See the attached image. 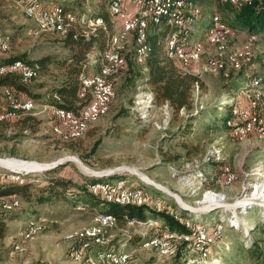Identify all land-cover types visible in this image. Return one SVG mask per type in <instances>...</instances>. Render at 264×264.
Listing matches in <instances>:
<instances>
[{
	"label": "rangeland",
	"instance_id": "1",
	"mask_svg": "<svg viewBox=\"0 0 264 264\" xmlns=\"http://www.w3.org/2000/svg\"><path fill=\"white\" fill-rule=\"evenodd\" d=\"M4 1L7 3L0 0V7L6 13L2 14L4 16L0 14V30L4 36L12 37L10 52L5 56L27 54L30 60L50 56L52 62L29 85L33 93L38 95L35 98L36 105L32 109L35 111L31 113L39 121L36 130H23L19 123L14 121L19 119V111L11 114L9 120L0 121V162H13L11 168L0 163V180H10L8 176L11 175L20 176L21 182H24V176L29 175L35 182L55 175L84 180L98 178L97 175L86 172L84 168L95 173L118 168L120 170L117 169L115 174L122 177L110 175L99 177L100 180H124L133 189L147 188L150 194L147 193L145 197H152L149 207L153 211L156 210L158 202H162L175 215L179 214V218H183L181 211H187L191 218H183V225L190 223L191 229L199 227L211 232L215 226L222 225L223 230L217 234V240L211 241L206 254L200 253L197 246L194 247L190 243L180 247L178 262L174 257H164L146 247L151 239L146 236L152 232L151 228L159 225L157 220L147 219L146 222H136L134 225L118 224L116 221L101 226L99 217L102 214L82 205L74 206L64 202L39 204L35 200L26 202L19 196L2 197L7 198V201H19L20 207L14 209L18 218L9 219L7 222L8 232L3 238L4 243L0 244V250L4 251L0 264H112L97 258L99 253L109 252L103 251L108 244L115 251L109 253L129 257L127 264H254L253 260L247 257L243 245L249 244L250 237H258L259 233L254 231L255 226L264 218V209L261 206H264V192L260 191L257 198L250 196L257 187L260 188L264 184V139L234 135L225 126L224 116H228L230 112L229 108L226 109L228 101L231 98L236 99L245 88L254 86L252 82H260L257 87L264 91V30L257 31L258 35L252 36L250 32L243 30L240 24H235L233 20L236 11H227L224 8L221 10L220 4H230V0H223L225 3L222 0H205L197 24L202 20L204 22L199 24L190 37L179 38V42L189 51H192L195 45H201L199 58L186 62L178 56L173 57L184 72L199 77L204 87L200 89L198 84L194 86L192 108L181 109L179 113H174L167 102H164L167 104L164 106L163 103H155L146 83L147 70L139 66L144 64L146 59L141 62L136 60L135 41L133 37H129L123 43L125 49L122 54L126 60V55L130 53L137 65H133L132 69L125 65L121 72L116 74L117 77L115 75L111 78L116 94L108 112L92 125L83 138L69 146L52 134L51 110L47 103L52 90L59 87L64 79V70L59 63L69 59L71 51L64 46L62 37L55 32L38 29L33 21L27 19L16 0L10 4L7 0ZM58 2L46 4L43 1L50 5H45L47 8L63 6L67 12H72L67 13L62 8L63 21L67 22L66 16H74L75 11L77 13L74 22H77L80 16H87L94 25L98 13L109 10L110 0ZM125 16L126 14L113 16L112 20L110 17L111 37L122 32L121 24ZM214 16L223 17V22L236 30L234 32L231 29L232 33L218 43H210V31H207ZM120 18L121 24L118 20ZM158 27L163 28L165 25ZM33 28L38 29V32L31 34ZM176 32L177 30L167 41L176 36ZM164 48L166 56L167 47ZM237 52L250 55L251 61L238 67L232 65L230 58ZM102 53L103 51L88 53V67L83 72L98 73ZM211 60L224 64L228 77L225 76V71L213 73L209 67ZM193 63L200 64L199 70ZM2 93L1 87L0 95ZM11 95L14 100H18L14 93ZM2 106H6L4 102ZM190 114L196 116L193 118L189 134L185 135L181 132V126ZM176 155L178 158H171ZM73 157L78 159V162L67 160ZM64 159V162L52 169L39 170L42 166ZM33 164L39 168L18 171L22 165ZM219 166H222V171L229 167L235 173L236 179L231 185L218 182ZM126 167L130 169L126 170ZM50 170L54 172L49 173ZM132 170L147 176L155 184L168 188L189 207L176 203L172 197L160 190L156 191L157 188L132 174L136 173ZM197 170L202 175L203 182L198 181ZM210 194L224 196L223 203L231 208L225 209L220 207L221 205L213 204L199 210L201 202ZM244 200H250L254 205L248 206L246 212L242 213L244 209L238 202ZM180 206L203 212L191 213ZM212 207L217 208L209 210ZM31 223H35L39 231L34 237L27 239L24 234ZM94 228L101 229V243L90 242L87 249V253H90L87 254L88 263H79L74 260V251L79 246L78 240L87 230ZM166 230L170 229L163 231ZM135 236L143 238H131Z\"/></svg>",
	"mask_w": 264,
	"mask_h": 264
},
{
	"label": "trees",
	"instance_id": "2",
	"mask_svg": "<svg viewBox=\"0 0 264 264\" xmlns=\"http://www.w3.org/2000/svg\"><path fill=\"white\" fill-rule=\"evenodd\" d=\"M195 1L203 10L204 8L202 6L206 1ZM1 2L7 3L4 0H1ZM220 5L222 6L221 10H223V8L227 9V11L235 10L236 12L233 22L235 24H240L243 30H247L248 32H250V35L257 36V31L264 30V0H251L246 5L234 4L233 0H230V4L226 2L225 4ZM65 8L70 9L68 8V6H65ZM64 11L66 10L64 9ZM221 12L223 13V11ZM0 14H6L4 9H1V7ZM98 15L99 16L97 17L102 19L103 21L102 25L97 27L93 26L90 23L85 26L77 25L76 27L72 28V31H68L65 37H62L61 41L63 42L65 47L70 49L71 56L69 59L59 63L64 70V79L59 87L52 90L49 97L50 99L48 100L49 103H47L49 106H57L62 109L74 112L80 110L84 104H87L86 101L79 97L78 91L80 89V75L83 73H87L83 71L88 67V53L92 51H103L104 53L110 45L109 43L111 38L115 35L114 34L111 37L112 25L110 22V17L112 20L114 15H112L108 9L106 11H100ZM223 16H225L224 13ZM219 19L225 26H230L223 22V17H220ZM203 22L204 21L202 20V22H200L199 24L201 25ZM164 25L165 27L163 28L158 27L160 25H151L149 27L147 37L150 52L144 64L139 66H142L145 70H147L146 83L149 85L155 103L158 102L162 104L164 102H167L170 109H172L174 113H179L181 109L192 108V93L194 90V86L198 84L199 88L202 89L204 85L201 79L196 75L184 72L181 69L180 65H178V62L175 58L169 57L167 55L165 56L164 47H166V41L168 37L176 30L171 26H168L166 24ZM231 27L232 26H230L229 28L230 30L234 28ZM232 30L236 32V30ZM1 35L5 34L2 33ZM135 46L136 57V43ZM5 55H7V53L0 56V66L8 65L15 60L18 61L19 59H21L23 60V62L25 61V63H30L31 66L38 67L39 73H42L43 70L47 68L52 62L50 56H45L37 60H30L27 54L11 56ZM126 65L127 67L130 66L131 69L133 68V65H137L130 53L126 55ZM122 69L119 70L118 74ZM31 82L28 84H24L22 83L18 75H4L0 77V88L2 87L4 89V87H8L15 92L14 94L17 97L19 96L21 99L27 98L28 100L36 102L35 98L38 95L33 93V91L29 88ZM239 88L240 85L238 89ZM55 96H57L59 100H55ZM3 102L6 106H2ZM8 103H11V101L9 99L7 101L4 93H2V95H0V113L8 108ZM228 108L229 106H226V109ZM17 112L18 111L12 110L10 108V114H14ZM194 116L196 115L190 114L188 116L189 120L187 119L182 124V134H189V131L193 126L192 121ZM226 117L227 115L224 116V121ZM14 121L19 123L18 125H20L23 130L31 129L33 131L36 130V124L39 123V121L35 117H33L31 113L23 114L19 117V119H16ZM77 141H79V139L64 143L72 146V143H75ZM171 158L178 157L176 155ZM220 167L221 166H219L218 172L220 170ZM53 170H50L48 172H54ZM24 177V182L11 181L2 178L0 180V198L19 196L20 199L22 197V199H24L26 202H32L35 200L39 204H57L58 202H64L71 203V205L73 204L74 206L82 205L84 207H88V209H90L91 211L99 212L100 214L114 215L117 219L118 224H128V221L146 222L147 219H154L159 221L160 224L151 228L152 232L146 236L148 239L149 237L153 238L155 237V235L162 234L163 232H165L163 230H165L166 228L172 231L186 232L182 222L180 220L174 219L173 216L169 215L167 212H155L147 205H117L115 203L107 202L95 195H92L88 190V184L101 181V178L99 177L85 178L84 180H73L67 179L64 176L55 175L51 177H45V179L41 182L33 181L30 175ZM112 177L118 178L122 177V175L114 174L112 175ZM14 212V210L10 212L0 210V240L7 235L8 220L18 218L16 216L17 214L15 215ZM181 215L183 218H191L190 214L187 211H181ZM254 231H257L259 233L258 237H250L249 244L245 246L243 245V248L246 252L247 257L253 260L254 264H264V218L261 219L260 222H258V224L255 226ZM131 238L141 240L143 237L135 236ZM103 251L115 252L110 244H108L107 248ZM3 254L4 251L0 250V260L4 258ZM179 258L180 253H178L177 256H175L173 259H177L179 262ZM111 263L114 264L113 262ZM127 263L128 261L126 262V264Z\"/></svg>",
	"mask_w": 264,
	"mask_h": 264
},
{
	"label": "bare ground",
	"instance_id": "3",
	"mask_svg": "<svg viewBox=\"0 0 264 264\" xmlns=\"http://www.w3.org/2000/svg\"><path fill=\"white\" fill-rule=\"evenodd\" d=\"M8 1V0H7ZM17 3L23 8V12L26 16L27 19L31 20L34 22L35 26L38 29L48 31V32H55L57 34V31L54 28H46V25L43 24L42 17L39 15V10L38 8L30 4L28 2H21V0H16ZM33 2H43L41 0H32ZM152 3H156L155 9H149L148 10V21H144V28L142 30V35L141 32H133L132 34V26H124L122 28V32L120 34L114 35L111 40H110V45L108 49L102 54V63L100 64V69L98 73H83L80 75V89L84 88V79H90L87 80V88L90 90H95L96 92H104V85H113L111 82V78H113L120 69L125 67L126 65V60L122 54V51L125 49V44L124 41L128 39L129 37H133L136 45H137V53H136V60L138 62H141L147 58L150 52V47L148 45V30L151 25H162L166 24L168 26H171L177 30V35L174 36L173 38H169V40L166 43L167 47V56L169 57H175L178 56L182 58L184 61L188 62L190 57H192L193 60H197L200 56L201 53V45H195L194 49L192 51H189L186 49L185 45H182L179 42V38L182 36L190 37L191 33L197 29L199 26V23L197 24L198 18L203 12V10L198 6L197 2L195 0H150ZM251 0H233L234 4H248ZM60 6H55L52 8H47L44 5V11L45 12H54L56 8ZM109 11L112 15L115 17L121 16L122 14H119L118 9H116V3L115 0H110L109 3ZM76 14H74L75 16ZM74 16L71 21V28L76 27L75 23H78L80 26H85L87 24H91L90 20H88L87 16H80L77 18V22H74ZM67 18V17H66ZM97 25H96V24ZM126 23V16L124 19V22ZM103 24L102 19L96 18L94 25L93 26H100ZM75 25V26H73ZM221 28V29H220ZM57 30L60 34V37H65L69 31V27L67 25L66 21H63V15H58L57 18ZM209 36L210 43H218L220 41H223L224 38L231 34L232 32L230 31L229 27L225 26L220 19L217 16L212 17V24L211 27L207 30ZM206 31V32H207ZM33 32V30H32ZM38 32V31H34ZM70 32V31H69ZM231 32V33H230ZM0 33V51L2 54H5L9 52L10 50V43H11V38L9 36H4L1 35ZM132 34V35H131ZM112 47H116V57H121V59H118L116 64L114 66H111V74L108 73V70L105 68L104 63H105V58L110 57L112 53ZM186 52H189L190 57L186 55ZM251 61L250 55L237 52L230 58V62L232 65L238 67L242 63H249ZM19 63V61H14L8 65L0 66V77L4 75H8V69L9 67L15 66ZM25 63V62H24ZM199 65L197 66V69L199 70ZM194 66V65H193ZM210 70L213 73H218V72H224L225 71V65L219 62L218 60H211L209 63ZM225 76L228 77V74L226 71L224 72ZM39 69L38 67L31 66L30 69V74H27V82H24L22 79V83L28 84L31 81L37 79L39 77ZM260 82L255 81L252 82L254 86H251L249 89L245 88L244 92H246V96L249 98H253V104L256 108H262L263 111V118H264V91L262 88L257 87ZM9 89V88H8ZM10 90V89H9ZM12 94V93H11ZM8 96V99L11 101V103H15L16 100L13 99L12 95ZM115 87L113 86L112 89L108 90V99L104 101L98 110H96V116L88 118L87 122L85 123L84 128H78L77 131H68L67 133L64 132H55L53 134L55 137L60 139L63 142H69V141H75L78 139L83 138L87 133L88 130L92 127V125L103 115H105L110 107V104L112 103L113 99H115ZM55 100H59L57 96L54 97ZM237 99V98H236ZM236 99L231 98L228 102V106L230 109L229 115L225 119V126L230 130L231 133H233L232 128L230 127V120H232L235 115H236ZM83 100L86 101L87 104H90V96H84ZM143 100V99H142ZM153 101V100H152ZM150 103V102H149ZM153 103V102H152ZM151 104V103H150ZM36 103L34 101H29L28 102V109L32 110L34 109ZM12 110L19 111V107H10ZM51 110V115L54 114V111H58L61 113V115H69L73 113V111L65 110L57 106H50L49 107ZM11 115V114H10ZM0 121H5L3 118H0ZM76 125H84V117L83 116H75L74 118H67V126H75ZM52 127H59V120H53L52 122ZM234 135L238 137H255L259 140L264 139V126H259V130H248L246 133H233ZM67 159V158H66ZM6 167H12L13 162H0ZM38 165L33 164V165H22L18 171H23L26 169H31V170H36L39 167ZM46 166V165H45ZM45 166H42L39 168V170H43ZM13 169V168H12ZM130 169V168H125ZM16 170V169H14ZM84 170L92 175H97L98 173L92 172L89 169ZM120 170V169H118ZM136 172L135 174L143 181H145L147 184L153 183L155 184L152 180H150L147 176L142 175V174H137L138 172L136 170H132ZM198 172L197 178L199 179L198 181L203 182V177L200 172ZM224 173H229L227 176V179L223 176H219L218 182H222L225 185H231L235 179V173L231 170V168L226 167L222 171ZM133 173V172H132ZM113 175V174H112ZM140 175V176H139ZM9 179L11 178H16L20 179V176L16 175H11L8 176ZM93 187H104L106 185H111V186H118V185H128L126 181L121 180V181H111V180H103V181H98L95 183L90 184ZM153 186V185H152ZM160 188H163L161 185H157ZM165 188V187H164ZM143 193V196H145L147 193H149L147 188H135ZM89 190V189H88ZM261 193L264 192V184L259 187H257V190L250 196L253 198H257ZM89 192L92 195H95L97 197H102L105 201L107 200L108 196V189L107 188H99L98 189V194L97 193H92V191L89 190ZM150 194V193H149ZM152 198V197H151ZM177 201L183 206L189 207L188 205H184V202L181 198L176 197ZM224 196L217 197L215 195H207L204 199L203 202H201L200 209L201 208L204 210L210 206L214 205H221L220 207H223L225 209H230L231 207L228 204L223 203L224 201ZM250 201V200H249ZM247 200L240 201L238 204H240V207L244 209L242 213L246 212V208L248 206L254 205V202H249ZM259 201V200H258ZM110 203H115L119 205H134V201L132 200H124L121 202H116V201H107ZM223 203V204H222ZM264 204V203H263ZM147 206L150 205V200L148 201ZM164 205L162 202H158L156 205V210L157 212H162V210L158 209V206ZM259 205V204H258ZM261 205V204H260ZM237 206V204H236ZM264 209V206L261 205ZM20 203L17 200H12V201H7V200H0V210L3 211H11L14 209H19ZM194 209V208H193ZM233 209V208H232ZM155 210V211H156ZM172 211V210H171ZM194 211V210H192ZM173 212V211H172ZM195 212H203V211H195ZM174 214V212H173ZM115 217L114 215L111 214H102L99 217V222L101 226H106L110 225L113 222H116V218H108V217ZM176 216L180 217L179 214H176ZM177 220V219H176ZM137 221H132L130 222L131 225H134ZM184 224V220H183ZM187 227L185 228L186 232L183 231H172V230H166L162 234H166L169 236H164L162 238V234L155 236L149 240V242L146 244V247H150L151 249L157 251L160 255L164 257H175L178 253V250L180 247L188 245L190 243L189 239H192L195 236V229H199L202 232H207V230L202 229V228H195L191 229L190 223L186 225ZM223 230L222 225H218L214 227V230H211V232L218 231L217 234H219ZM39 231L38 226L35 223H31L25 234L24 237L29 239L31 237H34ZM101 229L100 228H94L91 230H87L83 237L78 240V247L74 251V260L80 263L87 262L89 258H87V249L90 245V242L86 245V253H79L80 251V244L81 241H91L92 239L95 240V234H98L100 237ZM153 240V242H151ZM212 240H217V239H209V240H201L199 241V245H195L194 247L197 246V250L202 253L206 254L208 252V247L210 246V243ZM101 241V238H100ZM162 245L156 242H161ZM100 243V242H97ZM16 250L19 251V248L16 247ZM97 258L102 261H109L113 262L114 264H126V262L129 260V257L126 255L123 256H115L112 253H99L97 255Z\"/></svg>",
	"mask_w": 264,
	"mask_h": 264
},
{
	"label": "built area",
	"instance_id": "4",
	"mask_svg": "<svg viewBox=\"0 0 264 264\" xmlns=\"http://www.w3.org/2000/svg\"><path fill=\"white\" fill-rule=\"evenodd\" d=\"M8 2L9 4L13 3V0H8ZM21 2H28L35 5L39 10V15H41L43 24L46 25V28H54L57 31V35H63L60 34L57 30L58 15H63L62 7L56 8L54 12H45L44 4H42L41 2H33L32 0H21ZM115 3L116 9H118L119 14H126V23L121 24L122 28L124 26H132V34L133 32H141L142 35L144 21H148V10L155 9L156 3H152L150 0H115ZM76 13L77 12L74 11V14ZM66 17L69 31H72L71 21L73 19V16ZM34 31H38V29L33 28V32ZM33 32L31 34H33ZM0 33H2L1 30ZM1 55L3 54L0 51V56ZM186 55L190 57L189 52H186ZM118 59H121V57H116V47H112V53L110 57L105 58L104 63V66L108 70L109 74H111V66H114ZM190 59L192 60V57H190ZM198 64L199 63H193L195 68H197ZM7 69L8 75H18L20 79H22L24 82H27V74H30L31 64L24 63L23 60L19 59V63L17 65L9 67ZM87 80L90 79H84V88L79 89L78 94L81 99H83L84 96H90V104H84L80 110L74 111L69 115H61L60 112L54 111V114H52L51 117L52 120H59V127H52L51 120L52 134H55V132L67 133L68 131H77L78 128H84L88 118L96 116V110H98L100 108V105L108 99V90L112 89L114 85H104V92H96L95 90H90L89 88H87ZM3 93L8 101V96L11 93L15 92L13 90H9L8 87H4ZM29 101L31 100H28L27 98L21 99L18 96V100L15 103H8V108L0 113V118H3L4 120L10 119V107H19L18 118L23 114L33 113L35 110L28 109ZM162 105L164 106L167 104L163 103ZM75 116H83L84 125L75 124V126H67V118L75 119ZM259 126H264L262 108H256L253 104V98L247 97L246 92H240L236 99V115L232 120H230V127L232 128L233 133H246L248 130H259ZM219 175L227 179L229 173L222 172L221 166ZM10 180L21 182L16 178H11ZM99 188L108 189V196L106 201L121 202L124 200H132L134 201V205L141 206L148 204L149 200H153L152 198L143 196V193L141 191L133 189L129 185H106L104 187H93L88 184V189L92 191V193L98 194ZM0 200H7V198H0ZM158 209L162 210V212H167L169 215L173 216L174 219L180 220L183 224V218L177 217L175 214H173L171 209H168L165 205L158 206ZM108 218L111 219L116 217ZM127 223L131 225L130 221H128ZM183 226L185 228L187 227L186 225ZM217 232L218 231L202 232L199 229H195V236L192 239H189L190 244L192 246H195L199 245V241L201 240L217 239ZM164 236L169 235L162 234V238ZM88 242H100L99 235L95 234V241H81L79 253H86V245L88 244ZM151 242H153V240H151ZM156 243L162 245V241ZM86 254L90 255V253Z\"/></svg>",
	"mask_w": 264,
	"mask_h": 264
},
{
	"label": "water",
	"instance_id": "5",
	"mask_svg": "<svg viewBox=\"0 0 264 264\" xmlns=\"http://www.w3.org/2000/svg\"><path fill=\"white\" fill-rule=\"evenodd\" d=\"M66 159H64V160H61V161H57V162H54V163H51V164H47L44 168H43V170H47V169H52V168H54L55 166H58L59 164H61L62 162H64ZM68 161H77L78 162V159H76V158H68L67 159ZM80 161V160H79ZM81 162V161H80ZM118 168H113V169H109L108 171H105V170H103V171H101V172H98V174H97V176L98 177H103V176H110V175H112V174H115V172H116V170H117ZM132 174H134V175H136L135 173H132ZM137 176V175H136ZM138 177V176H137ZM139 178V177H138ZM140 179V178H139ZM141 180V179H140ZM151 185H153L155 188H157L158 190H160V191H162V192H164L165 194H167L168 196H170V197H172L174 200H175V202L177 203L178 201H177V198L176 197H179L177 194H175V193H173V192H171L168 188H164V186H163V188H160L159 186H157V185H154L153 183H151ZM244 195V194H243ZM180 198V197H179ZM181 207V206H180ZM182 209H184V210H188L189 212H191V213H197V212H195V211H192L190 208H186V207H181ZM215 208H217V207H212V208H210L209 210H213V209H215Z\"/></svg>",
	"mask_w": 264,
	"mask_h": 264
},
{
	"label": "crops",
	"instance_id": "6",
	"mask_svg": "<svg viewBox=\"0 0 264 264\" xmlns=\"http://www.w3.org/2000/svg\"><path fill=\"white\" fill-rule=\"evenodd\" d=\"M46 4H52V3H57L58 2V0H43ZM42 1V2H43ZM61 1H64V0H61ZM45 3H43L44 5H46ZM59 3V2H58ZM46 6H50V5H46ZM62 6V5H61ZM62 8H64L63 6H62ZM66 12V11H65ZM67 13H72V12H67ZM119 20V22H120V24H121V22H122V19L120 18V19H118ZM8 53V52H7ZM6 54V53H5ZM4 55V54H3ZM101 64V63H100ZM99 67H100V65H99ZM192 73V72H191ZM193 74V73H192ZM245 85V84H244ZM243 85V86H244ZM207 175V174H206ZM212 176H214V175H212ZM212 176H210V177H212ZM208 188H209V185H208ZM212 188V187H211ZM154 190H156V189H154ZM156 191H158V189L156 190ZM155 196V195H154ZM157 198V197H156ZM159 222V221H158ZM160 224V223H159ZM4 243V240L3 239H1L0 240V244H3ZM211 255H212V251H211Z\"/></svg>",
	"mask_w": 264,
	"mask_h": 264
}]
</instances>
